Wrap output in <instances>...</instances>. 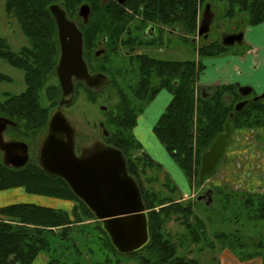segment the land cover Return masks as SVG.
I'll use <instances>...</instances> for the list:
<instances>
[{"label":"trees","instance_id":"16d2710c","mask_svg":"<svg viewBox=\"0 0 264 264\" xmlns=\"http://www.w3.org/2000/svg\"><path fill=\"white\" fill-rule=\"evenodd\" d=\"M60 2L6 0L7 13L14 16L28 41L18 52H13L0 39V60L21 71L25 84L24 91L15 95L6 94L0 102V115L16 123V127H7L9 135L17 131L18 137L35 139L46 130L50 111L57 104L58 85L51 88L47 84L58 58L56 25L48 8ZM82 2L91 10L87 23H79L84 54L89 59H92L95 42H102L103 38L106 48L108 42H115L117 46L122 41L121 45L126 46L137 40L128 27L133 16L140 18L141 25L177 28L183 34V40H186V36L196 35L199 10L207 4L225 3L221 16L228 20L245 15L243 20L247 25L264 21V0H128L122 6L117 0H108L107 3H102V0H63L60 5L67 18L74 20L76 8ZM124 33L127 34L125 39ZM193 47L195 49V45ZM228 50L220 42H201L196 51L198 61H165L145 54L134 57L131 63L135 65L136 78L126 86L128 95L121 94L118 104L105 113L109 131L105 142L122 152L128 173L140 186L148 211L150 239L138 250L146 251V256L141 259L142 264H200L195 258L178 254L180 244L170 238L165 228L167 222L173 220L184 228L191 243L196 244L201 242L205 231L203 223L193 212L194 203L178 198V190L166 174L163 175L160 191L143 186L141 176L145 175L146 170L156 168L161 171L162 168L146 154H143L145 158L135 155L141 146L131 131L141 108L160 90L171 93V99L154 125L153 133L173 156L189 182L196 181L202 153L224 132L225 125L231 126L232 133L235 130L264 128V99L250 100L237 112L234 105L243 98L234 84L216 86L211 95L196 93L197 75L203 67L201 59L222 55ZM9 81V77L0 74V82ZM42 100L48 101L49 105H43ZM13 188H22L29 195L49 198L63 205L16 203L0 208V264H31L44 254L48 257L46 264H80L67 261L62 250L77 252L79 241L76 240L80 236L82 244L87 241V228H93L98 233L99 245L103 250L117 253L100 222L61 178L45 173L33 162L20 169L5 167L0 155V190ZM215 192L222 194L221 189ZM231 195L248 211L254 205L259 207L258 212H253L249 218H264V195L233 191ZM254 199L260 202L253 204ZM219 208L224 209L222 204ZM235 235L215 233L213 237L241 261L261 256V263L264 264V254L260 252L238 254L236 249L242 244H238Z\"/></svg>","mask_w":264,"mask_h":264},{"label":"rangeland","instance_id":"374dc122","mask_svg":"<svg viewBox=\"0 0 264 264\" xmlns=\"http://www.w3.org/2000/svg\"><path fill=\"white\" fill-rule=\"evenodd\" d=\"M62 2L63 0H61L60 4ZM5 4L6 0H0V39H3L5 41L11 51L18 52L21 48L27 45L28 41L20 30V27L14 16H11L9 13H7ZM60 4L57 3V5L62 8ZM82 4L85 3L82 2L77 6L76 17H74L75 23L77 22L78 24L80 23V19L78 18V9ZM212 6V13L215 15V17L208 32V41L218 40V42H220L223 33L230 32L232 30L241 31L246 29L247 23L243 20L246 18L245 15L238 16L236 19L228 20L223 18L220 13L226 7L225 3L217 2L213 3ZM128 13H130V11H128ZM140 21L141 20L138 16H133V19L128 24V27H130L129 32L133 35H136L137 40L134 39L132 44L126 46L121 45L122 41H119L117 46L116 44H114L115 42H108L106 48V57L100 62L102 69L108 72L110 80H113L114 89L111 87L104 88L103 90H101V92L98 93V95L92 96L85 95L82 90L78 91V94L74 97L73 104L68 108L66 112L77 131V142L82 146L89 147L91 141L101 140L98 124L99 122H105L106 115L105 113L103 114V112L100 111L99 106L103 105V107H107L108 110L113 109L118 104L121 94L128 95L126 86L134 82L136 78L135 65L131 63V60L136 56L143 55L142 51H144V49L138 47V35H140L143 28L147 26L141 25ZM126 36L127 34L124 33L123 39H125ZM165 40L170 42L169 44L172 47L176 48L175 53L171 55L168 53H146L162 59L168 58L173 60H199L196 51L201 45V41H199L198 44H195L194 49L191 43H183L178 37H169ZM244 49V45L234 44V46L231 47L228 51H235V53L238 54L240 50L241 52H244ZM213 60L216 59H210L209 57H206L201 59V63H206L207 65V62H212ZM0 74L6 75L10 80L9 82H0V102L5 99L6 94L15 95L24 91L25 84L21 71L16 70L7 62L0 60ZM55 79L56 78L54 77V74H52L47 81V84L51 86V88L55 85ZM239 84L243 85L240 82ZM250 86H252L253 88V91L250 95L251 98H253L255 94L257 96L261 94H257L258 88L254 87L251 83ZM255 86H257V84H255ZM170 99L171 93L169 91L165 89L160 90V92H158V94H156V96L151 101L146 103L141 108L136 118V124L133 127L131 133L138 141L140 146L142 145L144 148L143 149L141 147V150L136 151L135 155L137 157L145 158L143 154H146L148 157H151V160L154 163L160 165L162 168L161 171L157 170L156 168L146 170L145 175L141 176L143 186L151 190L160 191V186L163 182V175L166 174L170 178L172 183L176 186L179 193L178 198H180L181 201L184 202L192 201L194 203L193 212L203 223L205 233L202 237L201 242L196 244L191 243V239L181 225L174 222L173 220H169L167 222L165 231L173 241L180 244V250L178 251V254L180 256H185L186 258H195L200 262V264H220L219 257L222 255L221 252H223V250H225L226 248H223L222 243L216 240L213 236L215 233H233L236 234L235 236H237V239L239 240L238 244H242V247H237L236 249V252H238V254H246L247 252L253 251L260 252V254L263 255L264 218H249V216H252L253 212H258L259 207H257V205H254L251 207V211H248L241 206V203L238 199H235L231 195V192H235L237 188V182L235 178L236 174L234 175L233 172L232 175H227L223 173L222 169H220V166H223L225 162V159L223 160L224 157L222 158L221 162L214 170V172L206 176L202 183L197 184L195 180L189 182L185 174L178 167L173 156L165 149V147L158 141V139L154 135L153 126L156 124L161 113H157V117L151 124L152 117L155 116L154 113H156L158 108L161 106V103L163 102V105L165 103L167 104ZM48 103V101L42 100L43 105L48 106ZM146 113H148V116L142 118L146 115ZM91 124H93L94 127H92ZM44 132L36 136L35 139L27 136L18 137V132H15V135L19 140L31 142V156L32 160H34L33 163H35L36 165H38L36 150H38V146L43 139ZM248 133L252 134L251 131H248ZM10 135L7 131V133L3 135L4 140H8ZM246 139H248V137H246ZM245 178H248L247 175L245 176ZM246 181L247 179L244 183H246ZM239 182L240 181L238 179V183ZM226 184L230 185V187H228ZM185 186L188 188L190 193L182 195L179 192V189L183 190ZM240 186H243L241 182L239 183V189H237L238 193H240ZM208 189H212L214 192L212 196V202L206 206L204 202L208 201V198L206 197L203 201L199 202L196 200V196L198 194H203ZM216 189H221L222 194L215 192ZM30 196L31 198L30 200H28V203L38 204L41 200V198L38 196ZM256 202L260 201L254 199L253 204H255ZM221 204L224 209L220 210L219 207ZM89 222L91 221H86L85 223ZM85 231H89L88 239L84 244H82L79 236V239L76 240V242L79 241L77 243V252H74L73 250L64 252L62 250L64 258L67 259V261H69L70 263L142 264L141 259L142 257L146 256V251H136L135 253L122 255L119 253H114L110 250H103L99 245L100 243L98 241V233L93 228H87L85 229ZM43 256L44 260L48 259L47 255L44 254ZM256 257L258 258L259 262L260 260H262L261 256ZM35 260L37 259H34V261Z\"/></svg>","mask_w":264,"mask_h":264},{"label":"water","instance_id":"95a60500","mask_svg":"<svg viewBox=\"0 0 264 264\" xmlns=\"http://www.w3.org/2000/svg\"><path fill=\"white\" fill-rule=\"evenodd\" d=\"M127 1L117 0V3L122 6ZM48 10L56 25L59 58L55 71L61 95L58 109L49 118L48 132L40 146V167L45 173L59 177L67 184L100 222L111 245L119 254L134 253L143 248L150 239L147 209L140 186L128 173L127 162L117 148L102 146L87 155L77 157L73 149L72 129L59 109L73 99V80L82 82L91 92H96L103 85L105 77L102 74L88 73L82 57L83 36L76 23L67 18L65 11L57 4L50 5ZM90 12L87 4L79 7L78 16L83 24L87 23ZM212 19L213 13L207 4L197 28V36L207 38ZM242 38L243 33L225 35L221 44L232 47L234 44H241ZM102 41L105 42V38ZM104 53L103 49L94 55L98 57ZM236 86L242 97L251 94V86H240L238 83ZM259 99H264V92L256 96L254 101ZM245 104L246 101L236 104L235 111L241 110ZM12 125L14 123L11 120L0 117L1 159L5 167L20 169L30 161L28 145L20 140H4V131ZM231 130L230 125H225L224 132L202 153L197 184L212 174L221 162ZM60 132L67 135L66 142L58 140ZM211 195L212 190L209 189L197 196L196 200L202 201L207 197L205 204L209 205L212 202Z\"/></svg>","mask_w":264,"mask_h":264},{"label":"crops","instance_id":"0c3cea01","mask_svg":"<svg viewBox=\"0 0 264 264\" xmlns=\"http://www.w3.org/2000/svg\"><path fill=\"white\" fill-rule=\"evenodd\" d=\"M212 7L210 5L211 10ZM243 40L245 47L249 48V51L246 53L242 54L241 50H238V54L235 51H228L222 55L209 57L210 59L216 60L207 62V65L206 63L202 64L201 73L198 74L196 81L198 93L206 94L214 86L235 84L237 82L247 86H250L251 83L254 87L258 88L257 94L264 91V22L247 27ZM167 104L165 103L163 105V102L161 103V106L154 113L155 116L152 117L151 124L157 117L158 112L163 113ZM147 116L148 113L142 118ZM258 131L260 132L259 138H254L253 132L250 134L248 130L233 131L223 155L225 162L223 166H220L223 173L232 175L234 172V175L236 174V191L239 189V183L241 182L243 184L239 190L241 194L264 195V128H258ZM141 147L143 148L142 145ZM246 175L248 178H245ZM241 177L244 178L242 179ZM238 179L240 181L239 183ZM246 179L247 181L244 183ZM228 184L226 185L230 187ZM179 192L182 195L190 193L186 186L183 190L179 189ZM30 198L31 196L22 188L0 190V208L10 204L28 203ZM40 198L41 200L38 204L42 206L63 205L62 202H57L49 198ZM221 253L222 255L219 257L220 264H262L261 260L259 262L257 257L241 261L235 254L226 249ZM36 259L31 264H46L43 255H39Z\"/></svg>","mask_w":264,"mask_h":264},{"label":"flooded vegetation","instance_id":"af4514ba","mask_svg":"<svg viewBox=\"0 0 264 264\" xmlns=\"http://www.w3.org/2000/svg\"><path fill=\"white\" fill-rule=\"evenodd\" d=\"M107 1L108 0H102V3H107ZM204 10H205V5L201 8V10H199V14H198V21L197 22H199L200 21V19H201V17H202V14H203V12H204ZM221 14H222V12H221ZM214 17H215V15L213 14V19H212V22L214 21ZM78 18L80 19V23H82L83 24V22H82V19L78 16ZM236 19V18H235ZM212 24V23H211ZM211 24H210V27H211ZM76 25L78 26V28H79V24L76 22ZM249 26H251V25H247L246 26V29H247V27H249ZM148 28H150V30L148 29ZM80 29V28H79ZM149 30V31H147L146 32V30ZM246 29H244V30H241V31H239V30H232V31H230V32H225V33H223V35H222V37L223 36H225V35H233V34H239V33H243V38H242V41H241V44H239V45H244L243 44V42H244V33H245V30ZM183 36V34L181 33V32H179V30L177 29V28H168V27H160V26H157V25H151V24H148L145 28H143V30L141 31V33H140V35H138V47H140V48H143L144 49V51H142L143 52V55L145 54V55H147V56H149V57H153V58H155V59H159V60H165V61H172L173 59H168V58H166V59H162V58H159V57H154L153 55H150L149 53H146V52H153L154 54H160V53H168V54H173V53H175V47H172L169 43L170 42H168L167 40H165V39H168L169 37H178L180 40H181V42H183V43H191L193 46L195 45V44H198V42L199 41H201V42H218V40H209L208 41V35H207V38L206 39H204L203 37H199V36H197V34L195 35V36H193V37H187L186 36V40H183L182 38H184V37H182ZM222 37H221V41H220V43L222 42ZM96 43V46H95V48L93 49V51H92V54H91V57H92V59L90 58H88V56H86V54H84V49H83V53H82V57H83V60H84V62H85V65H86V67H87V71H88V73L90 74V75H97V74H102L104 77H105V81H104V83H103V85L99 88V90H97L96 92H91L89 89H87L84 85H83V83L82 82H80V81H77V80H73V99H72V101H71V103H69V104H67V105H62L59 109L63 112V114H64V116H65V118H66V120L68 121V123H69V126L71 127V129H72V139H73V149H74V153H75V155L78 157V156H80V155H87V154H89L91 151H95V150H98L100 147H102V146H109V147H112L111 145H109V144H107L106 142H105V138L106 137H108V135H109V131H108V129H107V127H106V123L103 121V122H99V124H98V126H99V130H100V136H101V140L100 141H98V140H93V141H91V143H90V146L89 147H85V146H82L80 143H78L77 142V131H76V129H75V127L73 126V124H72V122L70 121V119H69V117H68V115H67V110H68V108L69 107H71V105L73 104V101H74V97L78 94V91H83L84 92V94L85 95H90V96H92V95H98V93L99 92H101V90H103L104 88H113L114 89V82H113V80L111 79L110 80V77H109V74H108V72H106V71H104L103 69H102V66L100 65V58L101 57H103L104 55H106V47H105V45H106V42H95ZM234 46V45H233ZM232 46V47H233ZM245 46V45H244ZM231 48V47H230ZM229 48V49H230ZM105 50V53L104 54H102V55H100V56H98V57H96L94 54H95V52H98V51H102V50ZM247 51H249V48L248 47H245V49H244V52H242V54H244V53H246ZM58 58H59V46H58ZM58 58H57V62H58ZM57 62H56V65H55V67H54V77L56 78L55 79V85H58V88H59V98H58V100H57V104H56V106L50 111V114H49V116H48V120H47V126H46V130H45V132H44V134H43V139H42V141L40 142V145L38 146V150H36V152H37V154H36V157H37V162H38V165L40 166V162H39V150H40V146H41V144H42V142L44 141V139H45V137H46V135H47V132H48V121H49V118H50V116L52 115V113L56 110V109H58V104H59V100H60V95H61V90H60V86H59V83H58V78H57V76H56V66H57ZM17 70V69H16ZM238 83V82H237ZM239 84V83H238ZM54 85V86H55ZM235 86H236V83L234 84ZM240 86H247V85H240ZM214 87H216V86H214ZM214 87H212L211 89H210V91L208 92V93H206L207 95H211V92H212V90H213V88ZM236 88H237V86H236ZM252 91H253V88H252ZM252 91H251V93H252ZM237 92H238V88H237ZM264 92V91H263ZM263 92H261V94L263 93ZM199 94H201V95H205L204 93H199ZM239 94V93H238ZM240 95V94H239ZM251 95V94H250ZM249 95V96H250ZM241 96V95H240ZM249 96H246V97H242L243 99L242 100H240L239 102H242V101H246V104L250 101V100H252V101H254V98L257 96L256 94L253 96V98H251V96L249 97ZM155 97V96H154ZM228 100H229V98H228ZM239 102H237L236 104H238ZM235 104V105H236ZM245 104V105H246ZM235 105H234V107H235ZM245 105L243 106V108L245 107ZM100 108V111L101 112H103V114L104 113H106L107 111H108V109H107V107H103V105H101V106H99ZM242 108V109H243ZM241 109V110H242ZM234 111H235V109H234ZM240 111V110H239ZM238 112V111H237ZM232 116V114H230V117ZM14 123V122H13ZM92 125V127H94L93 126V124H91ZM12 127H16V123H14V125H12ZM258 128L259 127H256V128H249V129H246V130H248V131H251V132H253V136H254V138H256V137H258L259 138V136H260V132L258 131ZM7 131V130H6ZM6 131L4 132V134L6 133ZM15 132H17V131H15ZM15 132H14V135L13 134H11L10 136H9V139L7 140V141H9V140H19L18 138H17V136L15 135ZM256 133V134H255ZM231 135H232V131H231ZM58 140L59 141H61V142H66V139H67V135L65 134V133H63V132H60V133H58ZM253 138V139H254ZM21 141H23V140H21ZM23 142H25L27 145H28V156H29V158H30V161H29V163H32L34 160H32V146H31V142H26V141H23ZM35 144V143H34ZM28 163V164H29ZM41 168V167H40Z\"/></svg>","mask_w":264,"mask_h":264}]
</instances>
